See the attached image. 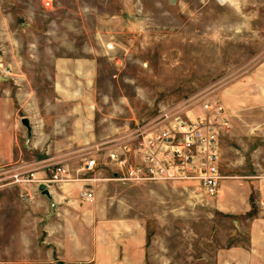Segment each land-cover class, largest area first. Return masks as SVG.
<instances>
[{
  "label": "rangeland",
  "instance_id": "374dc122",
  "mask_svg": "<svg viewBox=\"0 0 264 264\" xmlns=\"http://www.w3.org/2000/svg\"><path fill=\"white\" fill-rule=\"evenodd\" d=\"M61 63L85 74L60 78ZM204 100L222 102L230 123L219 164L229 210L183 181L129 179L110 157ZM32 168L49 190L92 191L87 209L139 220L143 264H264V0H0V264H53L45 195L11 182Z\"/></svg>",
  "mask_w": 264,
  "mask_h": 264
},
{
  "label": "built area",
  "instance_id": "2783aa9c",
  "mask_svg": "<svg viewBox=\"0 0 264 264\" xmlns=\"http://www.w3.org/2000/svg\"><path fill=\"white\" fill-rule=\"evenodd\" d=\"M49 5L50 2H44ZM198 115L182 117L178 111L165 112L155 123L128 136L120 148L110 157L121 168L126 169L127 178L134 180L183 181L195 186L202 194L216 196L221 179L219 138L228 128L225 109L217 100L200 102ZM93 158L84 162L83 169L92 170ZM55 171L66 173L63 166ZM12 174V183L47 184L53 179L41 178L36 168L29 169L24 176ZM80 197L91 201L94 194L82 190ZM264 207V199L260 201Z\"/></svg>",
  "mask_w": 264,
  "mask_h": 264
},
{
  "label": "crops",
  "instance_id": "0c3cea01",
  "mask_svg": "<svg viewBox=\"0 0 264 264\" xmlns=\"http://www.w3.org/2000/svg\"><path fill=\"white\" fill-rule=\"evenodd\" d=\"M64 66V63L58 64L57 76L60 78H65L68 73H72L73 75L85 74L81 73V69L77 66L73 69H68ZM90 74L92 77V68ZM68 78L70 77H67V80ZM55 86L61 88V91L64 90L63 85L60 83H56ZM36 101L37 97L34 96V102L36 103ZM23 118L27 119V117H21V122ZM225 118L228 122V128L223 130L220 135V147L223 135L229 132L230 123L226 112ZM23 125L26 126L27 124ZM30 130L32 132L31 124ZM5 134L6 157L3 161L11 155V140L7 137L8 131H6ZM41 175L42 173L38 172V176ZM222 175L224 178L220 181L218 193L215 198L217 203L222 201L220 198L225 192V189L231 188V182L227 179L228 176ZM85 179L89 178L85 177ZM256 179L255 182L259 188L258 203L260 204V201L264 199V174L257 175ZM224 180L225 182H223ZM226 180H228L229 183H226ZM45 186L49 194L46 195L41 193L45 195L50 211L45 223V245L48 250L50 261L53 264H79L81 262L90 264L144 263L146 230L139 220L127 217L124 213H118L112 208L108 209L107 206H95L87 209L85 208V203L89 201L83 200L80 197V192L69 191L67 186H63L61 191L49 190L48 185L45 184ZM28 194L31 199L32 196L30 192H28ZM222 204V207L228 210L235 207V204L230 203V201L225 202L223 200ZM260 206L262 207L261 204ZM240 207H244L245 210H248L247 205ZM82 215H84V219H86L87 222L79 220ZM74 218L76 219L74 220ZM261 220L264 221V218H261ZM83 231L90 232L88 241H85L83 238Z\"/></svg>",
  "mask_w": 264,
  "mask_h": 264
},
{
  "label": "water",
  "instance_id": "95a60500",
  "mask_svg": "<svg viewBox=\"0 0 264 264\" xmlns=\"http://www.w3.org/2000/svg\"><path fill=\"white\" fill-rule=\"evenodd\" d=\"M22 123H23V124H27V119H26V118H23V119H22ZM38 189H39L43 194H46V195L49 194L48 189L46 188L45 184H43V183H41V184L38 185Z\"/></svg>",
  "mask_w": 264,
  "mask_h": 264
}]
</instances>
